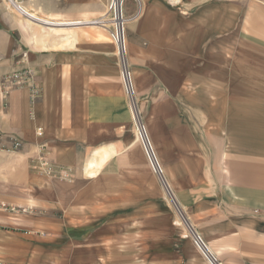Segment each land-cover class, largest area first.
<instances>
[{"label": "crops", "instance_id": "1", "mask_svg": "<svg viewBox=\"0 0 264 264\" xmlns=\"http://www.w3.org/2000/svg\"><path fill=\"white\" fill-rule=\"evenodd\" d=\"M108 1L24 0L25 19L0 0V77L31 66L42 87L0 96V264H62L66 235L142 226L137 209L158 203L116 47L85 23ZM124 13L137 111L177 207L224 264H264V0H125Z\"/></svg>", "mask_w": 264, "mask_h": 264}, {"label": "rangeland", "instance_id": "2", "mask_svg": "<svg viewBox=\"0 0 264 264\" xmlns=\"http://www.w3.org/2000/svg\"><path fill=\"white\" fill-rule=\"evenodd\" d=\"M132 126L134 128L133 122ZM159 189L155 207L137 209L144 217L142 226L108 222L90 225L79 237L66 235L62 264H195L198 253L190 243L188 228L183 220L203 236L224 264L223 259L229 257L221 241L214 239L207 225L201 224L186 209L179 208L181 215L161 184Z\"/></svg>", "mask_w": 264, "mask_h": 264}, {"label": "built area", "instance_id": "3", "mask_svg": "<svg viewBox=\"0 0 264 264\" xmlns=\"http://www.w3.org/2000/svg\"><path fill=\"white\" fill-rule=\"evenodd\" d=\"M4 1L7 7L14 11L18 16L25 19H35V17L31 15L30 11H28L24 6V0ZM136 1L139 2V0ZM124 3L125 0H109L107 4V10L104 15L89 21H85V23L95 24L107 30L110 40L114 43L119 64L120 78L128 99L136 138L141 144L151 170L158 178L165 194L170 198L181 214L179 207H177L173 191L164 175L162 165L159 161L155 147L152 144L146 125L141 120L137 111L135 102V86L132 77V71L127 60L126 25L128 17L124 13ZM20 88H26L28 90L31 100H36L41 96L42 87L37 78V73L34 67L24 66L13 68L0 77V96L2 99H5L13 89ZM20 144L21 141H16L14 143V147H18ZM42 164L48 168L50 167L49 161L44 158L42 159ZM63 177H68L65 171L63 172ZM183 221L188 228L192 245L199 252L204 261L207 264H222L209 245L206 243L203 236L189 223H187L186 220Z\"/></svg>", "mask_w": 264, "mask_h": 264}]
</instances>
